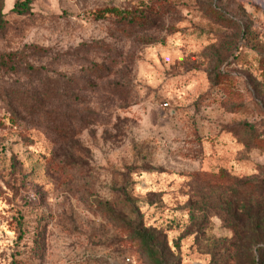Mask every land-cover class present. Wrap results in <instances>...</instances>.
I'll return each mask as SVG.
<instances>
[{
  "label": "rangeland",
  "instance_id": "374dc122",
  "mask_svg": "<svg viewBox=\"0 0 264 264\" xmlns=\"http://www.w3.org/2000/svg\"><path fill=\"white\" fill-rule=\"evenodd\" d=\"M20 1L0 0V264H154L134 223L163 264L258 261L236 181L264 184V0Z\"/></svg>",
  "mask_w": 264,
  "mask_h": 264
},
{
  "label": "trees",
  "instance_id": "16d2710c",
  "mask_svg": "<svg viewBox=\"0 0 264 264\" xmlns=\"http://www.w3.org/2000/svg\"><path fill=\"white\" fill-rule=\"evenodd\" d=\"M31 0H22L14 4L13 9L19 13L28 9ZM236 183L240 186L250 185L252 194L255 196L256 201L254 204V225L253 230L255 235L252 238V244L255 246L258 253V261L254 260L253 264H264V207L260 202L264 200V184L256 181L255 179L237 180ZM243 201V200H242ZM248 210V209H247ZM131 232L137 235L140 243L145 247L150 256L154 259V264H163L161 259L160 250L157 246V234L153 233L150 228L144 227L142 224L134 223L131 226Z\"/></svg>",
  "mask_w": 264,
  "mask_h": 264
},
{
  "label": "built area",
  "instance_id": "2783aa9c",
  "mask_svg": "<svg viewBox=\"0 0 264 264\" xmlns=\"http://www.w3.org/2000/svg\"><path fill=\"white\" fill-rule=\"evenodd\" d=\"M124 264H130V259L129 258H126Z\"/></svg>",
  "mask_w": 264,
  "mask_h": 264
}]
</instances>
